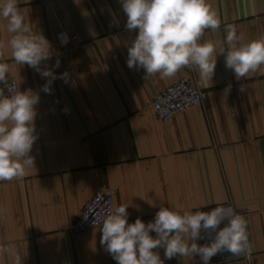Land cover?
<instances>
[{
	"label": "crops",
	"instance_id": "1",
	"mask_svg": "<svg viewBox=\"0 0 264 264\" xmlns=\"http://www.w3.org/2000/svg\"><path fill=\"white\" fill-rule=\"evenodd\" d=\"M25 22L51 45L57 78L52 94L41 91L46 78L14 63L10 50L0 62L19 90L38 92L34 168L22 179L0 181V245L14 243L22 264H117L93 228L72 234L69 224L103 185L119 190L115 206L129 205L128 222L154 219L161 206L209 211L231 206L247 221L250 250L217 253L210 264H264V66L237 79L214 54L211 79L185 67L173 77L146 75L127 66L128 47L138 30L126 29L119 0H19ZM221 20L202 40L224 37L225 24L237 26L247 42L264 35V0H209ZM0 17V40L7 41ZM75 36L60 50L57 35ZM193 75L207 95L198 106L168 122L150 103L163 88ZM224 223L221 224V227ZM155 236V233H151ZM210 241L205 238L197 243ZM164 259V250L158 249ZM0 264H13L0 254ZM164 264H202L198 256L174 257Z\"/></svg>",
	"mask_w": 264,
	"mask_h": 264
},
{
	"label": "clouds",
	"instance_id": "2",
	"mask_svg": "<svg viewBox=\"0 0 264 264\" xmlns=\"http://www.w3.org/2000/svg\"><path fill=\"white\" fill-rule=\"evenodd\" d=\"M127 17L126 29L138 30L128 47L127 66L144 69L146 75L173 77L185 67H195L202 79H211L216 67L214 54L225 55V66L239 80L264 66V35L245 42L237 26L225 24L224 37L202 40L206 30L220 28L221 20L209 0H119ZM19 0H0V17L10 34L0 40V56L10 50L17 65H28L47 82L41 91L52 94L53 81L68 82V74L58 77L52 67H41L53 55L45 36L32 29L20 11ZM10 65L0 62V181L22 179L34 168L30 155L35 135V106L39 93L31 89L20 91L8 85ZM129 205L108 209L99 219L102 233L100 244L117 264H164L174 257L198 256L202 264H210L217 253L228 251L238 255L250 250L247 221L231 206L217 205L209 211L174 210L161 206L154 219L145 223L137 218L128 222ZM3 209H0V213ZM224 226L221 227V224ZM155 233V236L151 233ZM207 238L210 242L199 244ZM164 250V259L158 249ZM0 254H7L13 264H22L14 243L0 245Z\"/></svg>",
	"mask_w": 264,
	"mask_h": 264
},
{
	"label": "built area",
	"instance_id": "3",
	"mask_svg": "<svg viewBox=\"0 0 264 264\" xmlns=\"http://www.w3.org/2000/svg\"><path fill=\"white\" fill-rule=\"evenodd\" d=\"M75 36L62 31L57 35V45L60 50H67L71 47ZM7 83L13 86L14 90L19 89L17 81L7 78ZM7 94V87L0 84ZM206 91L201 88L193 75H184L177 82L160 90L152 99L150 106L158 118L168 122L176 114L184 112L193 106L201 105L206 99ZM119 190L108 185L101 186L94 195L86 202L80 215L68 226L72 234H80L93 228H99V219L94 223V216L99 214L103 217L109 208L115 206V200ZM225 259L219 258L211 264L222 263Z\"/></svg>",
	"mask_w": 264,
	"mask_h": 264
}]
</instances>
